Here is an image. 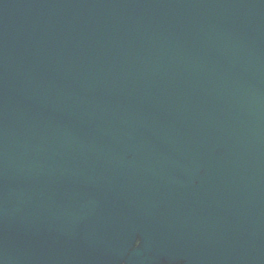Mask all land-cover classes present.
I'll list each match as a JSON object with an SVG mask.
<instances>
[{"label":"water","instance_id":"water-1","mask_svg":"<svg viewBox=\"0 0 264 264\" xmlns=\"http://www.w3.org/2000/svg\"><path fill=\"white\" fill-rule=\"evenodd\" d=\"M0 264H264V0H0Z\"/></svg>","mask_w":264,"mask_h":264},{"label":"snow or ice","instance_id":"snow-or-ice-1","mask_svg":"<svg viewBox=\"0 0 264 264\" xmlns=\"http://www.w3.org/2000/svg\"><path fill=\"white\" fill-rule=\"evenodd\" d=\"M138 244H139V241H137V246H138Z\"/></svg>","mask_w":264,"mask_h":264}]
</instances>
